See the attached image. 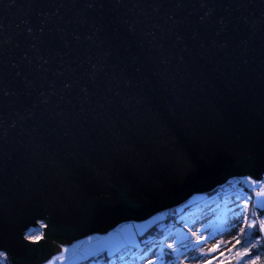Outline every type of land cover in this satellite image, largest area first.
Returning <instances> with one entry per match:
<instances>
[{"label": "water", "instance_id": "1", "mask_svg": "<svg viewBox=\"0 0 264 264\" xmlns=\"http://www.w3.org/2000/svg\"><path fill=\"white\" fill-rule=\"evenodd\" d=\"M243 176L264 178V0H0L12 264Z\"/></svg>", "mask_w": 264, "mask_h": 264}, {"label": "rangeland", "instance_id": "2", "mask_svg": "<svg viewBox=\"0 0 264 264\" xmlns=\"http://www.w3.org/2000/svg\"><path fill=\"white\" fill-rule=\"evenodd\" d=\"M241 181L252 189L260 188L261 191H264V187H262L264 179L262 182V180L257 181L250 176L231 178L223 193L213 196L211 200H206L210 193H197L185 203L170 209L177 208L179 212L182 211L180 206L195 204L183 214L181 213L179 225L177 223L176 226L160 224V228L165 230L166 235L158 242L155 238L143 239V236L150 227L165 218L169 209L144 220L122 221L107 233L92 234L65 245L61 252L52 255L47 261L40 264H49V261L56 256L65 257L58 264H104L105 260L103 259L108 260L127 247H138L145 241L151 242L152 246L149 248L151 250L145 252L139 260L129 264H237V254L246 251L252 257L250 260L245 257L247 264H260V262H256L260 256L258 254L257 257L256 250L259 239H253L254 228L249 229L247 225L259 224L257 218L254 217L251 220L248 218L249 206L252 200L254 206L264 208L260 207L258 203V201L264 202V196L255 195L253 197L241 187L239 184ZM252 181H256V184L253 185ZM230 185L233 186L234 191H230L228 187ZM241 193L243 196L237 200L236 197ZM203 202L204 204L200 205ZM237 204L239 208L236 207ZM241 209L243 210V223H235L233 226L238 219L234 213ZM260 221H264V216ZM43 235L44 228L41 225L32 228L27 233L30 240H39ZM185 235L194 243L200 241L195 250L180 249V239ZM246 239L250 241L247 247L244 246ZM161 244L164 245L165 253L173 252V249L179 251L171 256L164 255L161 258ZM167 245H173V248H168ZM218 245L219 247H217ZM210 249H216V251L210 252ZM98 256L103 259L97 260ZM7 261L6 253L0 256L2 264H7Z\"/></svg>", "mask_w": 264, "mask_h": 264}, {"label": "trees", "instance_id": "3", "mask_svg": "<svg viewBox=\"0 0 264 264\" xmlns=\"http://www.w3.org/2000/svg\"><path fill=\"white\" fill-rule=\"evenodd\" d=\"M239 184L241 185V187L245 191L249 192L253 197L255 196L254 195V190L256 188L255 189H252V188L248 187L247 185H245L242 181ZM227 185H221V186L216 187L212 192H210V195L208 196V198L206 200H211L213 196H215L217 194L218 195L222 194L223 191L227 188ZM204 202L201 203L200 205H203ZM194 205H190V204L189 205H182V206H180V208H182V211H179V212L177 211V208L174 209V210H170L169 209V211L166 212L165 218L163 220H161L160 222L155 223L152 227H150L148 229V231L146 232V234L143 236V239H146V238H155L156 241L158 242V240H161L166 235L165 230L160 228V224L161 223H165L167 225L176 226V223H177V225H179V217L187 209H190ZM249 210L250 211L248 212L249 213L248 214V218H250V220H251V219H253L255 217V218L258 219V221L260 223V219L264 216V208H258L256 206H254V204H253V202L251 200V203H250V206H249ZM258 225H257V227L254 228V232H253V235H254L253 236V239H255V238H258L259 239V241L257 242V245H259V247H257L256 250L258 252L257 254H259L260 256H259L258 261H256V262H260V264H264V236H263V230L259 229ZM150 243L151 242H149V241L148 242L145 241L143 243L144 245H146V248L144 250V253L147 252L146 249H149L152 246V244H150ZM96 259L97 260H102L103 257L98 256V257H96ZM103 260H105L104 264H107L106 262L109 259L108 260L103 259Z\"/></svg>", "mask_w": 264, "mask_h": 264}, {"label": "snow or ice", "instance_id": "4", "mask_svg": "<svg viewBox=\"0 0 264 264\" xmlns=\"http://www.w3.org/2000/svg\"><path fill=\"white\" fill-rule=\"evenodd\" d=\"M252 184L255 185V184H256V181H252ZM262 187H264V185H262ZM242 196H243V193H241L240 195H238V196L236 197V199L239 200ZM257 196H264V191H260V192H258V193H257ZM258 203L260 204V207H264V202H259V201H258ZM236 207L239 208V205L237 204ZM234 216H236L238 219L234 222V225H233V226H235V223H243V210H242V209H241L240 211H238V212H235V213H234ZM247 227H248L249 229H251V228H255V227H257V225H256V224H249V225H247ZM258 227H259V229L264 230V221H260ZM205 239H207V238H205ZM179 243H180V249H183V250L187 251V250H189V249H191V250H195L196 247H197V245L200 243V241H196V242L194 243L192 240H190V239L185 235V236H183V237L180 239V242H179ZM237 243H240V241H237ZM248 243H250V241L246 239V240L244 241V246L247 247ZM160 247H161V253H160V254H161V258H162L164 255H169V256H171V255H173L174 253H176V252L179 251V250H177V249H173V252L165 253L164 250H163V249H164V245L161 244ZM167 247H168V248H173V245H167ZM217 247H219V245H218ZM256 247H259V245H256ZM150 250H151V249H146V251H150ZM209 251H210V252H215L216 249H210ZM180 254H183V253H180ZM3 255H4V253H0V256H3ZM201 255H203V254H201ZM237 255H238L237 264H247V260L245 259V257H247V259H249V260L252 258V257L248 254L247 251H246V252H243V253H238ZM257 257H258V254H257ZM63 259H65V257H63V256H56V257H54L51 261H49V264H58V262H59L60 260H63ZM0 264H2V262H0Z\"/></svg>", "mask_w": 264, "mask_h": 264}, {"label": "built area", "instance_id": "5", "mask_svg": "<svg viewBox=\"0 0 264 264\" xmlns=\"http://www.w3.org/2000/svg\"><path fill=\"white\" fill-rule=\"evenodd\" d=\"M263 179H262V182H263ZM228 187H229L230 191H234V188H233L232 185H230ZM260 191H261L260 188H256L254 190V195H257V193L260 192ZM40 225H41L42 228H45V226H46L45 222H43V221H40L37 227H39ZM145 248H146V245H144V244H141L138 247H127L121 253H119V254L115 255L114 257L110 258L106 263L107 264H129L131 262H135V261L139 260V258L142 256V254L144 253ZM7 264H12L11 259L9 257H8ZM83 264H86V263H83Z\"/></svg>", "mask_w": 264, "mask_h": 264}]
</instances>
